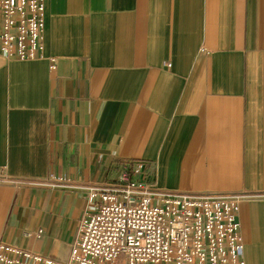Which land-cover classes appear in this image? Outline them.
Returning a JSON list of instances; mask_svg holds the SVG:
<instances>
[{"label": "crops", "instance_id": "1", "mask_svg": "<svg viewBox=\"0 0 264 264\" xmlns=\"http://www.w3.org/2000/svg\"><path fill=\"white\" fill-rule=\"evenodd\" d=\"M43 17L41 58L0 55V242L66 261L86 186L139 160L165 190L253 194L243 253L264 264V0H44Z\"/></svg>", "mask_w": 264, "mask_h": 264}, {"label": "built area", "instance_id": "2", "mask_svg": "<svg viewBox=\"0 0 264 264\" xmlns=\"http://www.w3.org/2000/svg\"><path fill=\"white\" fill-rule=\"evenodd\" d=\"M43 15L44 0H0V55L41 58ZM251 196L165 190L141 161H123L115 179L86 186L66 261L0 242V264H245L238 212Z\"/></svg>", "mask_w": 264, "mask_h": 264}]
</instances>
